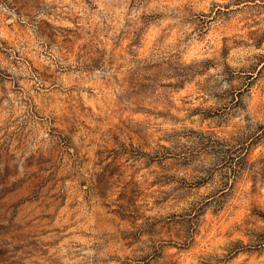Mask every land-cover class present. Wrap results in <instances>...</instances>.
Segmentation results:
<instances>
[{"label":"rangeland","instance_id":"1","mask_svg":"<svg viewBox=\"0 0 264 264\" xmlns=\"http://www.w3.org/2000/svg\"><path fill=\"white\" fill-rule=\"evenodd\" d=\"M0 264H264V0H0Z\"/></svg>","mask_w":264,"mask_h":264}]
</instances>
